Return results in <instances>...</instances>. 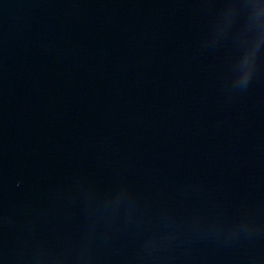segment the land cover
<instances>
[{
  "label": "water",
  "instance_id": "obj_1",
  "mask_svg": "<svg viewBox=\"0 0 264 264\" xmlns=\"http://www.w3.org/2000/svg\"><path fill=\"white\" fill-rule=\"evenodd\" d=\"M0 264H264V0H0Z\"/></svg>",
  "mask_w": 264,
  "mask_h": 264
}]
</instances>
